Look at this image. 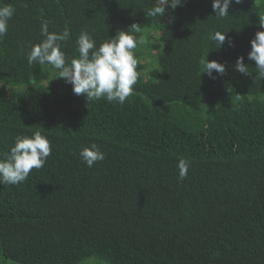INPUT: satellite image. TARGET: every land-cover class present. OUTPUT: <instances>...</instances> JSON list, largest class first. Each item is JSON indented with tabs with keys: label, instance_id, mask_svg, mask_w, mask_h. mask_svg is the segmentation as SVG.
Returning <instances> with one entry per match:
<instances>
[{
	"label": "trees",
	"instance_id": "trees-1",
	"mask_svg": "<svg viewBox=\"0 0 264 264\" xmlns=\"http://www.w3.org/2000/svg\"><path fill=\"white\" fill-rule=\"evenodd\" d=\"M153 3L0 0L15 8L0 40V155L37 130L52 147L25 181L0 183V264H264V80L247 58L264 0H233L224 19L212 0H183L171 22L146 17ZM45 19L70 30L68 57L81 29L98 47L139 24L147 43L124 104L88 105L57 70L28 64ZM216 31L234 46L216 49ZM241 55L249 75L234 68ZM207 57L226 74H203ZM93 143L105 158L90 168L80 151Z\"/></svg>",
	"mask_w": 264,
	"mask_h": 264
},
{
	"label": "clouds",
	"instance_id": "clouds-1",
	"mask_svg": "<svg viewBox=\"0 0 264 264\" xmlns=\"http://www.w3.org/2000/svg\"><path fill=\"white\" fill-rule=\"evenodd\" d=\"M241 0H235L240 3ZM183 3V0H155L153 6L145 11L148 18L166 16L168 9L175 10ZM233 0H212V8L218 19H224L229 15ZM15 8L11 4L0 5V40L8 33L9 20L13 17ZM171 22V21H170ZM51 21L42 20L40 34L43 39L32 45L27 54L29 65H49L57 70L58 77L72 85L75 95H84L89 105L90 101L106 98L109 103L124 104L133 94V86L138 81V59L135 50L147 43L141 33L138 23H133L127 29H119L115 36H109L98 47L92 33L87 29H81L76 38V51L78 56L68 57L63 51L67 42L71 40V32L65 27L63 31H50ZM260 29L251 40V50L247 54L249 61H255V79L264 80V17L259 18ZM229 31H216L211 39L220 49L225 42L234 46V41L227 37ZM243 55L239 56L234 68L239 73L249 75L248 64ZM203 74L216 79L227 72L226 62L201 58ZM42 71L45 69L42 68ZM3 87V85H0ZM52 153L50 140L41 131H34L31 135L17 136L14 146L10 151L0 155V183L19 184L25 181L30 172L40 169L46 163ZM80 157L88 167H92L97 161L105 158L104 152L93 143L85 146L80 151ZM191 161L178 158V179L183 180Z\"/></svg>",
	"mask_w": 264,
	"mask_h": 264
},
{
	"label": "rangeland",
	"instance_id": "rangeland-1",
	"mask_svg": "<svg viewBox=\"0 0 264 264\" xmlns=\"http://www.w3.org/2000/svg\"><path fill=\"white\" fill-rule=\"evenodd\" d=\"M166 20L170 21V15L166 14L165 16ZM160 31H154L153 34V39L151 42H153L156 38H158V36L160 35ZM153 53H157V49L153 51ZM150 60L148 59L146 62H149ZM151 63V61L149 62V64ZM0 85H3V87H5L6 89H8L7 85L5 84V82L3 80L0 79ZM3 87H0V90L3 89ZM95 261L94 259H90V260H86L84 262H82L81 264H93ZM18 264V263H16Z\"/></svg>",
	"mask_w": 264,
	"mask_h": 264
}]
</instances>
